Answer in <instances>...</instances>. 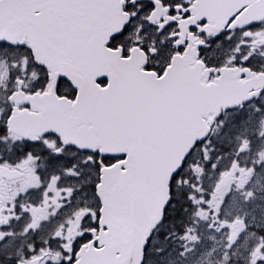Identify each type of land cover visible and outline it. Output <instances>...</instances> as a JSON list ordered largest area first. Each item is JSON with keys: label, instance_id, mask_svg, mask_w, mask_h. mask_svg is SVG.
<instances>
[{"label": "snow or ice", "instance_id": "6c2138e0", "mask_svg": "<svg viewBox=\"0 0 264 264\" xmlns=\"http://www.w3.org/2000/svg\"><path fill=\"white\" fill-rule=\"evenodd\" d=\"M0 264H264V0H0Z\"/></svg>", "mask_w": 264, "mask_h": 264}]
</instances>
